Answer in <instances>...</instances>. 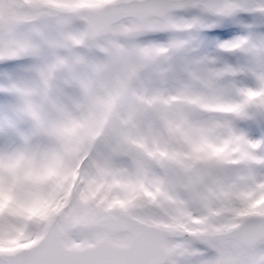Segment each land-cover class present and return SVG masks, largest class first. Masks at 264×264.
Instances as JSON below:
<instances>
[{
    "label": "snow or ice",
    "instance_id": "obj_1",
    "mask_svg": "<svg viewBox=\"0 0 264 264\" xmlns=\"http://www.w3.org/2000/svg\"><path fill=\"white\" fill-rule=\"evenodd\" d=\"M240 12L264 0H0V59L58 80L28 110L47 139L0 149V264H264V138L234 125L264 73L235 95L162 65Z\"/></svg>",
    "mask_w": 264,
    "mask_h": 264
},
{
    "label": "rangeland",
    "instance_id": "obj_2",
    "mask_svg": "<svg viewBox=\"0 0 264 264\" xmlns=\"http://www.w3.org/2000/svg\"><path fill=\"white\" fill-rule=\"evenodd\" d=\"M252 2L258 4L259 0H253ZM194 12L195 10L186 13V15L191 16ZM257 16L264 15H260L258 12H240L238 13V20L226 18L223 23L215 27H194L182 34L183 39L186 41L184 46L172 50L162 58L163 67L175 72L177 71L176 60H182L186 57L182 61L187 63L189 67L196 65L195 68L205 69L208 67L206 66L208 61H205L203 57H193L192 55L199 53L203 56L207 52L209 55L204 57L209 60L211 70L224 72V75L220 78V83L230 87L233 94L238 95L241 89L258 87V77L261 73H264V38L259 39L258 35L259 40L257 42L255 39L252 42H248L246 39L248 38L246 34L250 33L252 29H254V35L264 31V23L254 22L258 18ZM236 21H240L243 26H246L244 30L242 29L244 35L221 40L223 35L219 33L222 32L220 30L223 28L222 26L225 23L229 24L228 27H232L231 32H235L236 29L234 30L231 24H235ZM154 35L160 44H166L173 36L170 32H160ZM224 42H238L244 44L245 49L249 44H252V48H256V50L243 51L236 48L237 51L236 49L225 51L221 47ZM224 56L228 59L222 61L221 58H224ZM242 57L247 60L248 67L246 69L242 67V64L240 67L237 65L240 59L243 60ZM47 62L46 58L32 55L0 59V149L12 148L14 138L23 140L25 137L31 136L33 139H47L46 137L33 135L36 125L28 114L31 106L41 103L42 93L45 92V89L52 92L58 83L56 79L48 84L45 83L42 68ZM255 63L256 65H254ZM181 68H184L182 64ZM188 70L187 67L186 70H178L177 72L186 73ZM234 125L236 129L250 139L259 140L264 138V113H261L259 107L255 104H250L244 114L235 119Z\"/></svg>",
    "mask_w": 264,
    "mask_h": 264
},
{
    "label": "clouds",
    "instance_id": "obj_3",
    "mask_svg": "<svg viewBox=\"0 0 264 264\" xmlns=\"http://www.w3.org/2000/svg\"><path fill=\"white\" fill-rule=\"evenodd\" d=\"M3 203H6V200H5V201H3V202H0V206H2V205H3Z\"/></svg>",
    "mask_w": 264,
    "mask_h": 264
}]
</instances>
